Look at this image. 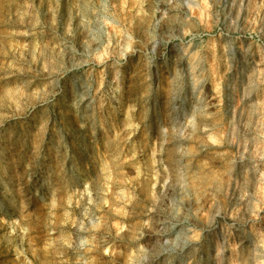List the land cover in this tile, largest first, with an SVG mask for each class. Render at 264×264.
<instances>
[{"label":"rangeland","instance_id":"1","mask_svg":"<svg viewBox=\"0 0 264 264\" xmlns=\"http://www.w3.org/2000/svg\"><path fill=\"white\" fill-rule=\"evenodd\" d=\"M0 264H264V0H0Z\"/></svg>","mask_w":264,"mask_h":264}]
</instances>
